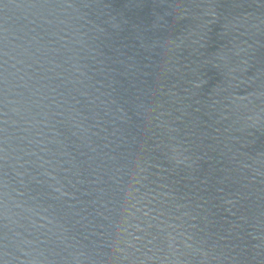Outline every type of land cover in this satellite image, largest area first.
I'll list each match as a JSON object with an SVG mask.
<instances>
[{"label":"water","instance_id":"water-1","mask_svg":"<svg viewBox=\"0 0 264 264\" xmlns=\"http://www.w3.org/2000/svg\"><path fill=\"white\" fill-rule=\"evenodd\" d=\"M0 264H264V0H0Z\"/></svg>","mask_w":264,"mask_h":264}]
</instances>
